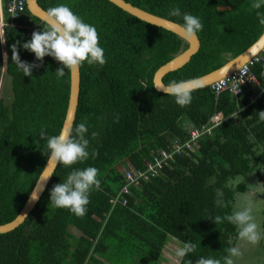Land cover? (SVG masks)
<instances>
[{
	"label": "trees",
	"instance_id": "obj_1",
	"mask_svg": "<svg viewBox=\"0 0 264 264\" xmlns=\"http://www.w3.org/2000/svg\"><path fill=\"white\" fill-rule=\"evenodd\" d=\"M3 6L9 0H1ZM150 13L182 24L169 16L173 7L198 16L204 27L197 34L198 51L162 81L189 80L221 66L250 46L264 30L253 0H125ZM44 10L66 4L86 23L96 27L106 64L79 67L78 103L72 127L87 121L89 158L71 167L58 164L35 207L15 229L0 233V264H162L169 239L182 247L197 245L179 264L228 255L238 237L227 220L215 224L214 216L230 215L235 196L248 190L246 183L264 165V90L244 87L239 99L228 92L216 95L210 86L192 92L181 107L175 98L157 91L154 72L187 47L177 34L142 21L108 0H37ZM229 9L220 10L219 7ZM8 21V17L5 16ZM43 21L29 13L5 25L6 84L0 96V224L14 219L22 209L47 158L45 138L61 130L65 117L70 74L55 71L63 65L50 55L37 60L22 47ZM19 41L21 61L36 64L31 77L11 60V45ZM264 55V53H263ZM2 44L0 43V69ZM264 63L256 73L264 86ZM263 71V72H262ZM1 73V70H0ZM11 96L6 100L5 86ZM222 120L211 125L214 114ZM211 126L195 145L175 155L155 177L130 188L127 203L111 202L124 184L123 171L142 168L146 161L173 141L184 142L192 128ZM92 133H96L95 136ZM95 151V158L91 153ZM95 167L99 189L90 192L83 217L50 203V191L75 168ZM121 167V168H120ZM237 176L245 182L231 183ZM222 198L226 207L215 204ZM264 227V211L263 221ZM76 230L79 235L72 232Z\"/></svg>",
	"mask_w": 264,
	"mask_h": 264
},
{
	"label": "clouds",
	"instance_id": "obj_2",
	"mask_svg": "<svg viewBox=\"0 0 264 264\" xmlns=\"http://www.w3.org/2000/svg\"><path fill=\"white\" fill-rule=\"evenodd\" d=\"M264 6V0H253L251 9H260ZM27 7V3H26ZM259 23L264 25V13L256 12ZM169 16L182 17L183 23L178 25L180 35L187 41H194L197 34L202 31L204 25L198 16L188 13H181L178 7H173ZM43 30L33 31L31 39L22 44V47L33 52L37 60H42L44 56L50 55L60 62L63 67L57 68L55 73L57 77H63L65 70L73 71L85 62L88 65L106 64L104 49L100 46V36L96 27L86 23L71 7L66 4H58L47 10L43 20ZM5 42V37L0 34V43ZM11 45V60L14 61L25 76L31 77V69L38 67L36 64H29L21 61L17 44ZM5 62L8 60L7 53L4 54ZM153 86L166 95L173 96L175 102L181 107H186L191 103L192 92L202 87V81L199 78L170 81L167 85H162L160 81H155ZM259 118L264 120V111H259ZM87 121L81 122L73 128L71 125L64 126L56 135L48 136L46 132L40 135L45 138L46 146L44 149L48 154V165L42 170L38 177V182H46L53 174V165L62 164L65 167H71L78 162H83L89 158V140L85 138L88 132ZM93 136L96 133H92ZM95 158L97 152L91 153ZM98 169L95 167H86L83 169H72L65 180L57 183L50 191V203L57 208L69 209L78 217H83L87 212V205L90 203V192L93 188L99 189L100 181ZM39 191L43 190V184L39 186ZM256 193H241L238 196L234 206V211L226 216H214L215 224L223 223L225 220L235 225L238 231V239L245 241L253 246L258 245L264 239V232H261L260 225L254 215V196ZM38 199V192L34 190L31 193L30 200ZM216 206L226 207L222 198H217ZM197 245L192 242H185L182 247L175 249V256L179 260L183 259L189 253H195ZM228 255L223 258V264H235L234 258H240L243 255L239 245L227 249ZM192 264V261H189ZM195 264H222L220 259L204 258L200 256Z\"/></svg>",
	"mask_w": 264,
	"mask_h": 264
},
{
	"label": "water",
	"instance_id": "obj_3",
	"mask_svg": "<svg viewBox=\"0 0 264 264\" xmlns=\"http://www.w3.org/2000/svg\"><path fill=\"white\" fill-rule=\"evenodd\" d=\"M120 9L124 10L125 12L129 13L132 16H135L136 18L145 21L147 23H150L152 25L164 28L166 30H169L175 34H177L180 38H182L186 43L187 47L175 55L172 59L161 65L153 74L152 82L154 84L155 81H160L162 85H165L162 81V78L165 74H167L170 71L176 70L180 67H182L186 62H188L193 54H195L200 46V41L198 37L194 41H187L185 40L179 33L178 29V23L171 21L169 19H166L164 17L158 16L156 14L150 13L146 10H143L137 6L132 5L131 3L125 1V0H108ZM230 7H219L220 10L229 9ZM27 10L31 15L34 17H37L39 20L43 21L44 17L46 16L47 11L44 10L40 5L37 3V0H27ZM264 48V30L259 35V37L244 51H242L240 54L235 56L234 58L230 59L228 62L224 63L217 69H214L211 72H208L202 76L196 77L201 79L203 86H208L220 77H224L231 72L235 71L239 66L247 62L249 59L254 57L256 54H258L262 49ZM6 70V62L5 67ZM5 70L3 71V74L5 73ZM70 74V87H69V97H68V103H67V109L65 113V117L63 120L62 127L73 125V121L75 118V112L77 108L78 103V95H79V82H80V74L79 69L69 71ZM195 79V78H193ZM202 86V87H203ZM154 88L157 90V88L154 86ZM159 91V90H157ZM163 92V91H159ZM164 93V92H163ZM61 127V129H62ZM48 165V158L42 168V170ZM57 165H53L51 167L56 168ZM41 170V172H42ZM40 172V174H41ZM39 174V176H40ZM38 176V177H39ZM51 177L46 182H38V178L30 191V194L28 198L26 199L22 209L17 214V216L12 219L11 221L0 224V233H6L13 229H15L17 226H19L24 219L28 216V214L32 211V209L35 207L36 203L38 202L39 198L43 194L48 182L50 181ZM43 184V190L39 191L40 184ZM36 190L38 192V199L35 201L30 200L31 193Z\"/></svg>",
	"mask_w": 264,
	"mask_h": 264
},
{
	"label": "built area",
	"instance_id": "obj_4",
	"mask_svg": "<svg viewBox=\"0 0 264 264\" xmlns=\"http://www.w3.org/2000/svg\"><path fill=\"white\" fill-rule=\"evenodd\" d=\"M26 3L27 0H9L6 3L4 13L5 16L8 17V21L5 17L0 15V34H3L5 25H12L14 20L18 19L23 14ZM259 62L264 63L263 54L252 57L234 72L211 83V90L216 95L222 92H228L234 96L235 99H239L243 88L248 87L249 90L252 91L250 98L254 99V96L258 94L257 91L253 90L254 86H258L261 91L264 90V86H261L256 73L253 72L254 65ZM221 120L222 115L221 117L213 115L210 119L212 123L211 125H216ZM210 131L211 126L203 125L201 128H192L189 131V138L186 141H173L169 146L161 149L157 155L155 154L151 160L146 161L142 168L124 170V184L117 190L115 196L110 199L112 204L111 209L117 203L125 205L127 203L126 196L131 194L130 188L139 186L141 181L155 177L164 164L171 160L175 155H180L191 149L203 135L209 134Z\"/></svg>",
	"mask_w": 264,
	"mask_h": 264
},
{
	"label": "rangeland",
	"instance_id": "obj_5",
	"mask_svg": "<svg viewBox=\"0 0 264 264\" xmlns=\"http://www.w3.org/2000/svg\"><path fill=\"white\" fill-rule=\"evenodd\" d=\"M3 56V53H2ZM3 60V57H2ZM4 67L1 66V74H0V81L5 85L6 84V76L5 73L3 74ZM9 83L5 86L4 89V96L6 97V100H9L11 96V92L9 89ZM2 89L0 91V96L2 95ZM121 168V167H120ZM259 171H255V173L250 177L247 178V181L245 180L244 176H237L235 177L231 183H236L243 181L247 183L248 190L243 193H256L254 196V215L256 217L257 223L260 225L261 232H264V227L262 225L263 221V211H264V165H262L259 169ZM241 193H238L235 196V204L237 202L238 196ZM234 204V206H235ZM72 232L76 235H79L80 233L76 230H72ZM174 239L168 240V242L165 244L162 252L163 257L165 258L162 261V264H177V258L175 256V249L179 247V245L175 242ZM239 245L241 247V250L243 252L242 257L240 258H234L235 264H264V239H262L258 245H251L248 244L245 241H241L236 239V243L234 246ZM122 264V263H120Z\"/></svg>",
	"mask_w": 264,
	"mask_h": 264
},
{
	"label": "crops",
	"instance_id": "obj_6",
	"mask_svg": "<svg viewBox=\"0 0 264 264\" xmlns=\"http://www.w3.org/2000/svg\"><path fill=\"white\" fill-rule=\"evenodd\" d=\"M4 9H5V6H3L2 1L0 0V15H2L3 17H5ZM262 32H263V31H262ZM1 44H2V53H3V56H2V57H3V60H2V67H5V60H4V54L6 53V51H5V46H4V45H5V42H3V43H1ZM248 47H249V46H248ZM244 50H245V49H244ZM244 50H243V51H244ZM262 52L264 53V48H263L258 54H256V55H261V54H263ZM240 53H241V52H240ZM240 53H239V54H240ZM256 55H255V56H256ZM236 56H237V55H236ZM263 56H264V55H263ZM234 57H235V56H234ZM234 57H227L226 60L224 61V63L228 62L230 59H232V58H234ZM224 63H223V64H224ZM223 64H222V65H223ZM6 66H7V61H6ZM219 67H220V66H219ZM239 67H240V66H239ZM239 67H238V68H239ZM217 68H218V67H217ZM217 68H216V69H217ZM238 68H237V69H238ZM237 69H236V70H237ZM4 70H5V69H3V71H4ZM213 70H214V69H213ZM213 70H211V71H213ZM211 71H209V72H211ZM233 72H234V71H233ZM231 73H232V72H231ZM0 74H1V73H0ZM203 75H204V74H203ZM220 78H221V77H220ZM192 79H193V78H192ZM217 80H218V79H217ZM208 86H210V85H208ZM259 89H260V88H259L258 86H254V88H253V90H255V91H258ZM0 90H1V81H0ZM260 91H261V90H260ZM214 115H218L219 117H221L222 114H221V113H217V114H214ZM210 119H211V118H210ZM210 119H209V120H210ZM169 240H170V239H169ZM174 243H175V242H174Z\"/></svg>",
	"mask_w": 264,
	"mask_h": 264
},
{
	"label": "flooded vegetation",
	"instance_id": "obj_7",
	"mask_svg": "<svg viewBox=\"0 0 264 264\" xmlns=\"http://www.w3.org/2000/svg\"><path fill=\"white\" fill-rule=\"evenodd\" d=\"M3 83L1 82V89H2ZM1 91V90H0Z\"/></svg>",
	"mask_w": 264,
	"mask_h": 264
}]
</instances>
